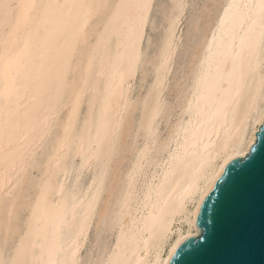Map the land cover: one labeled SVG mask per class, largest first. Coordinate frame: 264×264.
<instances>
[{
	"label": "snow or ice",
	"instance_id": "6c2138e0",
	"mask_svg": "<svg viewBox=\"0 0 264 264\" xmlns=\"http://www.w3.org/2000/svg\"><path fill=\"white\" fill-rule=\"evenodd\" d=\"M17 11L24 19L34 13L54 17L63 27L48 38L57 41L61 32L70 28L81 13L105 17L107 24L114 28L112 31L105 28L97 48L103 45L107 50L112 35L118 36L122 52L115 57L112 66L121 79V97L124 87L131 91L132 81L137 77L147 93L142 115L129 109L132 127L127 142L125 118L113 123L102 113L95 140L88 136L89 152L85 159L93 158L96 165L95 174L89 176L90 183L86 184L88 195L80 189L79 176L76 187L70 189V203L65 209L72 217L68 226L82 235L88 221L92 220L96 224L100 252L93 248L90 255L83 258L79 241L73 240L72 259L61 261L57 257L64 249L56 239L47 264H131L123 250L127 247L129 233L124 231L122 217L123 210L130 211L133 204L138 208H152L151 214L141 218L143 227L137 225L133 232L142 236L160 228V240L155 246L156 255L162 256L164 253L160 249L169 236L168 218L176 206V198L179 197L184 215L190 220L193 212L199 215L200 207L214 192L217 199L211 209L208 242L234 251L254 241L250 214L252 169L246 166L239 172L226 174L227 164L236 149L230 152V143L216 132L217 122L222 121L227 126L229 111L233 120L237 113L218 101L216 89L208 87L206 66L215 55L219 39L227 44L233 70L239 78L237 97L244 94L246 79L254 78L257 72L264 83V0H230L220 5L215 18L206 6L192 0H120L119 3L100 4H53L36 0L12 4L0 0V14L8 17ZM82 35L77 33L75 40ZM60 51L62 64L56 79L64 84L71 74L82 69L72 62L74 48L64 52L61 47ZM108 63H112L110 56ZM91 68L89 63V73ZM51 91V82L47 89L38 86L32 72L6 44L0 54V163L6 169L16 162L21 138L27 139L29 133H36L55 120V108L44 104V96ZM218 103L223 107H218ZM75 114L76 107L73 108ZM93 123L94 112L90 105L85 118L86 130ZM260 123L264 124V113ZM141 133H144L143 138ZM142 139L147 142L140 143ZM157 148L167 157L163 182L154 183L146 193L134 189L129 183L131 172L128 177L118 174L116 166L120 156L131 149L137 165L133 171L142 174L145 162L151 159L150 152ZM237 154H244L243 147ZM251 164L253 161H249ZM184 184L188 186L185 188ZM8 192L10 196L15 195L11 184ZM74 196L84 197L81 204L87 201V210L78 223L76 206L71 203ZM8 215V234L0 237V264H26L21 249L12 245V219L11 214ZM109 228L120 230L121 239L115 241V249L100 244V237ZM261 242L264 243V235ZM174 254L175 248L168 254V260L157 259L155 264H169ZM143 264H152V261L146 260Z\"/></svg>",
	"mask_w": 264,
	"mask_h": 264
},
{
	"label": "bare ground",
	"instance_id": "6f19581e",
	"mask_svg": "<svg viewBox=\"0 0 264 264\" xmlns=\"http://www.w3.org/2000/svg\"><path fill=\"white\" fill-rule=\"evenodd\" d=\"M26 2V0H12V4ZM38 3H119L120 0H36ZM206 6L213 14L220 11V5L230 0H192ZM249 2V0H238ZM54 17L32 14L24 19L17 11L11 16L0 15V54H3L5 45L20 57V61L32 72L38 86L47 89L51 82L53 91L44 96V104H51L55 108V120L46 128H40L36 133H29L27 139L21 138L18 145L16 162L9 167L0 163V237L8 234L7 221L11 214L12 225L10 239L12 245L21 249L22 258L26 264H47L50 259V249L54 240L59 239L63 245V252L57 259H72V241L78 240L83 258L90 255L91 250L97 247L96 224L88 221V227L79 235L74 228H69L68 221L71 214L66 213L70 200V189L77 185L87 196L86 184L90 183V175L95 174L96 165L93 158L85 159L89 152L88 136L94 141L100 124L101 115L106 114L115 123L121 117L125 118V142L128 131L132 127V121L128 116L129 109L132 112L143 114L144 97L147 93L137 77L132 81L131 91L127 87L120 95L121 79L113 70L115 57L122 52L118 47L119 39L113 34L107 50L101 43L100 34L108 27L112 31L114 26L107 24L105 17L95 13L88 15L81 13L74 20L71 27L61 32L60 38L50 39L49 34H54L62 29ZM150 30V29H149ZM77 33L83 35L75 40ZM211 40V37H209ZM215 55L206 66L208 76L207 85L210 89L217 90L218 101L223 105L236 110V119L233 120L231 112L228 113L227 126L223 122L216 123V132L222 139H226L236 152H232L231 159L246 157L257 141V133L263 124L260 116L264 113V83L259 72L254 78L246 79L244 94L237 97L236 90L238 75L233 70V64L228 55L227 44L218 39ZM74 48L72 62L79 64L82 71L74 72L68 77L67 83L60 84L56 77L62 64V52ZM109 56L112 63H108ZM257 58H259L257 54ZM91 63V72L88 66ZM122 75V74H121ZM187 86V81H185ZM186 90V89H185ZM235 102V103H234ZM84 104L86 107L84 108ZM92 106L94 120L92 127L86 130L85 118ZM218 103V107H223ZM76 114L73 115V108ZM71 118V119H70ZM167 126V121H165ZM138 128V123L136 124ZM143 138L144 133H141ZM183 138L181 134V139ZM213 141L216 136H212ZM141 140L140 143H146ZM246 145V146H245ZM244 149V154H237L239 149ZM250 148V151H249ZM150 161L145 162L141 171H133L137 167L134 153L131 149L121 155L116 166L118 174L129 177V183L134 189L146 193L154 183L163 182L167 172L165 163L167 157L157 148L150 152ZM24 158L21 160V158ZM230 159V160H231ZM153 177L156 179L154 180ZM171 179V178H170ZM179 180V177L176 178ZM11 184L15 195L10 196L8 185ZM111 186V185H110ZM188 185L184 184L186 188ZM84 197L72 198L77 212V223L86 212V204H81ZM7 205V206H6ZM204 205L200 207L199 215L192 213L191 219L184 215L179 197L176 198V206L168 218L167 231L169 236L163 240L162 256L156 255V243L160 240L161 229L155 233L151 230L144 235L134 233L140 228L142 217L152 213L151 207H137L135 204L129 211L125 208L122 217L124 231L129 233L127 247L122 248L126 252L131 264H143L150 260L155 264L157 259L168 260L169 253L191 237L201 234L200 217ZM117 212L120 209H115ZM121 239L120 230L109 228L100 237V244L107 248H116L115 241ZM178 242V243H177ZM15 255V252L12 253ZM172 257V255H171Z\"/></svg>",
	"mask_w": 264,
	"mask_h": 264
},
{
	"label": "water",
	"instance_id": "95a60500",
	"mask_svg": "<svg viewBox=\"0 0 264 264\" xmlns=\"http://www.w3.org/2000/svg\"><path fill=\"white\" fill-rule=\"evenodd\" d=\"M249 161L253 164L249 165ZM246 166L252 169L250 214L254 241L234 251L224 249L216 242H208L211 209L217 199L214 192L204 203L199 222L201 234L181 243L169 264H264V243L261 242L264 235V124L250 153L246 157L229 160L226 174L239 172Z\"/></svg>",
	"mask_w": 264,
	"mask_h": 264
},
{
	"label": "rangeland",
	"instance_id": "374dc122",
	"mask_svg": "<svg viewBox=\"0 0 264 264\" xmlns=\"http://www.w3.org/2000/svg\"><path fill=\"white\" fill-rule=\"evenodd\" d=\"M6 2L12 3V0H6ZM2 16H4L3 14H0ZM2 33V30L0 29V34ZM86 107V104H84V108Z\"/></svg>",
	"mask_w": 264,
	"mask_h": 264
}]
</instances>
